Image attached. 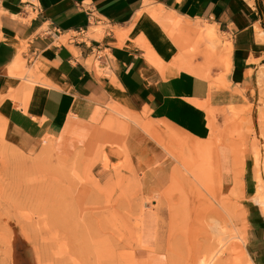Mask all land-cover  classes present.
<instances>
[{"label": "crops", "instance_id": "0c3cea01", "mask_svg": "<svg viewBox=\"0 0 264 264\" xmlns=\"http://www.w3.org/2000/svg\"><path fill=\"white\" fill-rule=\"evenodd\" d=\"M152 12L185 23L178 40ZM209 27L211 39L204 35ZM262 73L264 0H0V123L22 145L57 137L67 123L98 124L113 102L151 126L129 132L145 165L164 154L145 134L208 139L205 106L254 102L259 134ZM218 151L228 186L231 149ZM244 166V249L253 264H264V212L252 200L251 157Z\"/></svg>", "mask_w": 264, "mask_h": 264}, {"label": "rangeland", "instance_id": "374dc122", "mask_svg": "<svg viewBox=\"0 0 264 264\" xmlns=\"http://www.w3.org/2000/svg\"><path fill=\"white\" fill-rule=\"evenodd\" d=\"M153 14L168 32H177L169 25L172 18ZM261 88L259 134L254 102L205 106L211 129L206 140L145 134L164 153L150 165L136 159L129 132L151 126L120 103H110L98 124L67 123L57 137L24 145L0 123V264H198L204 251L221 244L210 264H253L244 249L242 177L244 159L251 157L252 200L262 211ZM219 119L225 120L221 127ZM224 145L233 162L228 186L218 151ZM210 163V180H200L198 166Z\"/></svg>", "mask_w": 264, "mask_h": 264}, {"label": "bare ground", "instance_id": "6f19581e", "mask_svg": "<svg viewBox=\"0 0 264 264\" xmlns=\"http://www.w3.org/2000/svg\"><path fill=\"white\" fill-rule=\"evenodd\" d=\"M149 14H150V11H149ZM152 14H153V12H152ZM154 15V14H153ZM156 17V16H155ZM165 19V18H164ZM183 22V21H182ZM185 22V21H184ZM160 23V22H159ZM158 24V23H157ZM161 24V23H160ZM185 24V23H184ZM184 24H181V22H178V21H175V20H171L170 22H169V25L170 26H172V27H175L176 28V30H177V32L176 33H171V32H168L169 34H167V35H170L173 39H175V40H178V38H179V36H180V34L181 33H183L184 32V27H185V25ZM188 24H189V21H188ZM159 25V24H158ZM162 25H163V23H162ZM160 26V25H159ZM168 26V25H167ZM166 27V26H165ZM190 27H192V26H190ZM167 28V27H166ZM163 29V28H162ZM161 29V30H162ZM166 31V30H165ZM205 35H206V37L207 38H213L214 36H215V31H214V28L213 27H209V28H207V30L205 31ZM167 37V36H166ZM173 39H171V41L173 40ZM174 41V40H173ZM172 41V42H173ZM173 44H175V43H173ZM187 45H188V43H187ZM186 45V46H187ZM189 46H190V44H189ZM198 47V45L197 44H195V45H193V44H191V48H194V47ZM171 47V46H170ZM177 47V46H176ZM182 48V47H181ZM200 49V48H199ZM208 50V49H207ZM19 51V50H18ZM198 53H197V55L198 56H200V52L201 51H197ZM203 54V53H202ZM190 55V54H189ZM193 56H195V54H193ZM20 57V56H19ZM190 57V56H189ZM146 59V58H145ZM214 61H216V60H214ZM22 64V63H21ZM26 71V70H25ZM25 71H23L24 73H25ZM32 71V70H31ZM10 72V71H9ZM28 73V72H27ZM14 74V73H13ZM23 75V74H22ZM28 75V74H27ZM30 76V75H29ZM15 77V76H14ZM23 78V77H22ZM36 78V77H35ZM32 83V82H31ZM43 84V83H42ZM41 84V85H42ZM45 84V83H44ZM40 85V86H41ZM33 86V85H32ZM31 86V87H32ZM31 91V90H30ZM210 166H212V169H215V167H214V165L213 164H208L207 166H198V173H197V177L200 179V180H203V179H206L207 181H209L210 180V174L207 172V168L208 167H210ZM201 170V171H200ZM201 172V173H200ZM216 178V177H215ZM220 178V175L218 176V179ZM213 180V178L211 179V181ZM216 180H217V178H216ZM218 181V180H217ZM262 201H261V198L259 199V203H261ZM262 204H264V203H262ZM262 211H264V209H262ZM217 227V226H216ZM222 232V231H221ZM223 247V244H221L220 245V247L218 248V249H214L213 247L212 248H210V249H208V250H206V251H204L203 252V254L199 257V262H198V264H210L211 262H212V260L213 259H215L216 258V255H218V253L221 251V248ZM232 264H236V262L233 260L232 261Z\"/></svg>", "mask_w": 264, "mask_h": 264}]
</instances>
